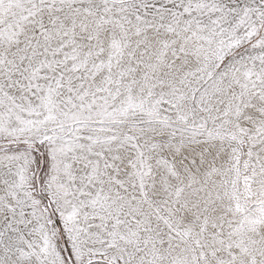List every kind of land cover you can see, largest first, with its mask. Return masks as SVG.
<instances>
[{
    "label": "snow or ice",
    "instance_id": "6c2138e0",
    "mask_svg": "<svg viewBox=\"0 0 264 264\" xmlns=\"http://www.w3.org/2000/svg\"><path fill=\"white\" fill-rule=\"evenodd\" d=\"M0 264H264V0H0Z\"/></svg>",
    "mask_w": 264,
    "mask_h": 264
}]
</instances>
